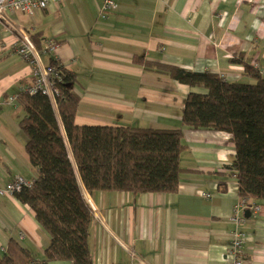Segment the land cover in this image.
<instances>
[{"label": "crops", "instance_id": "0c3cea01", "mask_svg": "<svg viewBox=\"0 0 264 264\" xmlns=\"http://www.w3.org/2000/svg\"><path fill=\"white\" fill-rule=\"evenodd\" d=\"M102 2L63 0L32 17H13L30 31L42 65L55 60L75 71L77 124L180 129L185 148L176 192H85L99 215L91 224L90 264H230L235 229L244 233L243 264H264V200L257 211L241 209L239 225L229 220L240 196L230 173L231 134L181 122L185 96L206 89L146 71L133 60L140 55L246 80L244 63L264 68V0H116L104 15ZM47 41L55 43L50 51L44 50ZM20 44L0 23V188L16 176L35 177L19 126L23 111L9 99L33 81L34 63L18 53ZM240 54L241 61L231 60ZM10 237L39 259L49 243L32 210L13 193H0V253ZM132 241L136 259L126 247Z\"/></svg>", "mask_w": 264, "mask_h": 264}, {"label": "trees", "instance_id": "16d2710c", "mask_svg": "<svg viewBox=\"0 0 264 264\" xmlns=\"http://www.w3.org/2000/svg\"><path fill=\"white\" fill-rule=\"evenodd\" d=\"M133 60L146 71L206 89L185 96L182 124L230 133L235 145L230 173L239 195L264 200V75L244 63V74L253 81H228L218 73L191 71L140 55ZM231 60L241 61V54ZM50 65L58 72L53 78L54 102L40 91L20 89L16 97L23 111L19 126L27 137L24 148L35 177L13 193L32 210L49 243L39 259L10 237L0 264L51 260L90 264L93 214L85 192L173 193L183 171L180 129L79 125L74 119L80 100L73 90L76 73L55 60Z\"/></svg>", "mask_w": 264, "mask_h": 264}, {"label": "built area", "instance_id": "2783aa9c", "mask_svg": "<svg viewBox=\"0 0 264 264\" xmlns=\"http://www.w3.org/2000/svg\"><path fill=\"white\" fill-rule=\"evenodd\" d=\"M63 0H0V23L6 26L9 30L13 31L18 39L21 41L18 53L27 59H32L34 63L33 68V81L28 86L21 87V90L27 91L30 94L40 91L49 96L54 102L57 90L54 87L53 78L58 76L56 67L53 65H42L38 60V54L31 42V33L24 29L17 20L14 19L13 14L21 12L32 17L36 12L45 9L51 3H60ZM116 6V0H103L100 7L102 15ZM55 46V43L47 41L44 50L50 51ZM253 66L264 75V68L259 67L257 63ZM224 79L223 73H218ZM10 100H15L16 96L9 97ZM31 181H26L21 176H16L11 182L5 184L0 188V193H14L20 190L23 185H29ZM202 196L208 197L207 193H202ZM261 207L253 198L246 196H239L235 203L232 214L229 220L236 226L245 220L244 216H240L239 211L248 208L254 211L259 210ZM92 214L94 218H98V210L93 207ZM244 243V233L235 229L233 236L228 244V255L231 258L230 264H243L244 259L242 254ZM128 252L133 259L138 257L136 245L132 241L130 245H126Z\"/></svg>", "mask_w": 264, "mask_h": 264}, {"label": "water", "instance_id": "95a60500", "mask_svg": "<svg viewBox=\"0 0 264 264\" xmlns=\"http://www.w3.org/2000/svg\"><path fill=\"white\" fill-rule=\"evenodd\" d=\"M249 214H250V211L247 209V210H245V212H244V215L246 216V217H248L249 216Z\"/></svg>", "mask_w": 264, "mask_h": 264}, {"label": "rangeland", "instance_id": "374dc122", "mask_svg": "<svg viewBox=\"0 0 264 264\" xmlns=\"http://www.w3.org/2000/svg\"><path fill=\"white\" fill-rule=\"evenodd\" d=\"M247 81H248V82H252L253 80H251V79H248Z\"/></svg>", "mask_w": 264, "mask_h": 264}]
</instances>
